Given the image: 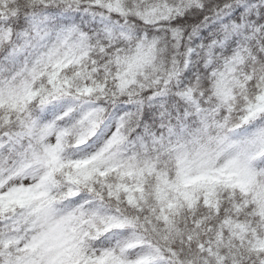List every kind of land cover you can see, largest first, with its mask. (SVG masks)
<instances>
[{
  "label": "snow or ice",
  "instance_id": "1",
  "mask_svg": "<svg viewBox=\"0 0 264 264\" xmlns=\"http://www.w3.org/2000/svg\"><path fill=\"white\" fill-rule=\"evenodd\" d=\"M0 264H264V0H0Z\"/></svg>",
  "mask_w": 264,
  "mask_h": 264
}]
</instances>
